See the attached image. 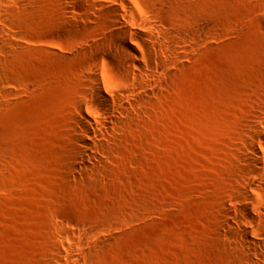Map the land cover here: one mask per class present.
<instances>
[{"label": "rangeland", "instance_id": "374dc122", "mask_svg": "<svg viewBox=\"0 0 264 264\" xmlns=\"http://www.w3.org/2000/svg\"><path fill=\"white\" fill-rule=\"evenodd\" d=\"M124 1L164 33L137 25L126 66L99 48L118 0H0V264H264V185L252 219L227 214L256 181L264 0ZM94 64L124 99L126 73L160 80L82 174L74 122Z\"/></svg>", "mask_w": 264, "mask_h": 264}, {"label": "bare ground", "instance_id": "6f19581e", "mask_svg": "<svg viewBox=\"0 0 264 264\" xmlns=\"http://www.w3.org/2000/svg\"><path fill=\"white\" fill-rule=\"evenodd\" d=\"M119 8H108L107 13L112 14L115 19L112 22L115 32L99 46L100 50L108 57L117 59L121 66L129 64L131 58L125 55L129 53L132 57H139L140 50L135 48L127 37L130 36L134 43L139 44L143 34L137 27L153 31L152 36L164 35L157 27L154 21L138 20L134 10L127 6L124 0H118ZM138 22V23H137ZM191 40L201 41L202 35H192ZM135 65V64H134ZM136 66V65H135ZM138 73H134L132 79L125 74V78L119 87V92L128 95V99H124L117 94L114 88L106 85L105 77L100 73L98 64H94L92 72L88 78V89L84 94L87 101V108H83V103L77 107V114L82 118L76 119L74 122L76 136L75 143L77 148L71 163L73 170L80 167L82 174H88L93 171L91 165L87 164L86 160H95L102 162L101 156L108 155L118 141L119 134L125 120L129 119V112L138 105V100L130 99L135 95L136 91L146 90L152 85L159 83V78L156 74L147 76L143 74L141 69ZM148 77V78H147ZM142 98V97H141ZM257 122L264 123L263 116H258ZM249 140L245 144L244 157L251 165L249 171L256 181L247 179L240 190L242 199L250 203V208H231L227 209V214L242 212L248 218L252 219V209L259 210L261 206L252 195V192L260 189L264 185V129L259 127L256 122L248 130ZM258 140V141H257ZM260 143V144H259ZM248 239V238H246ZM83 246H86L83 244ZM75 258V263H79V258Z\"/></svg>", "mask_w": 264, "mask_h": 264}]
</instances>
